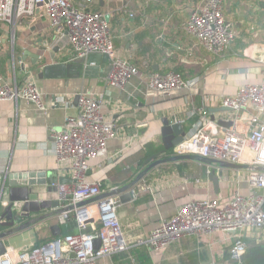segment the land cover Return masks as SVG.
Segmentation results:
<instances>
[{
    "label": "crops",
    "instance_id": "obj_1",
    "mask_svg": "<svg viewBox=\"0 0 264 264\" xmlns=\"http://www.w3.org/2000/svg\"><path fill=\"white\" fill-rule=\"evenodd\" d=\"M72 1L78 5L85 0ZM203 2L89 1L91 10L107 15L116 53L139 70L140 76L129 78L119 88L104 82L107 60L94 64L98 72L95 76L84 77L80 72L77 77L39 78L45 65L67 62L71 57L40 9L11 23L0 22V84L15 81L20 86L34 80L45 108L39 110L21 98L0 100V212L7 201L1 191L5 175L40 171L48 175L55 171L58 179H69L53 155L51 130L60 128L67 116L77 113L78 100L74 99L78 93H91L102 99L101 111L114 125L105 157L90 160L86 174L88 180L100 182L105 191L129 182L142 170L144 159L161 148L162 118L180 123L187 135L197 122L209 121L217 130L228 127L223 122L231 119L232 112L219 110V95L232 93L244 83H258L264 77V0H223V14L231 22L235 37L219 55L207 52L182 27ZM24 51L38 59L32 63L26 56L22 70L19 59ZM168 71L181 74L190 88L162 96L146 87L144 78L149 72ZM208 168L222 173L216 192L207 178ZM243 171L242 167L222 168L196 161L152 167L134 187L133 199L118 203L117 215L125 241L135 247L138 240L149 236L160 219L171 216L188 199L212 197L223 203L235 189L249 193ZM40 197L54 199L57 192L40 188ZM54 224L55 216L15 232L5 239V252L15 253L55 238L57 231L51 228ZM97 228L93 222L92 230ZM241 234L246 240L253 231L244 229ZM233 237V232L217 231L183 237L160 251L136 247L146 249L148 264H222ZM126 253L102 257L97 264H135Z\"/></svg>",
    "mask_w": 264,
    "mask_h": 264
},
{
    "label": "built area",
    "instance_id": "obj_2",
    "mask_svg": "<svg viewBox=\"0 0 264 264\" xmlns=\"http://www.w3.org/2000/svg\"><path fill=\"white\" fill-rule=\"evenodd\" d=\"M89 1L77 5L72 0H0V22L11 23L40 9L56 39L69 50L70 58L89 53L105 55L108 70L104 82L119 88L129 78L140 76L139 70L116 53L108 22L101 12L87 6ZM182 27L198 45L215 55L225 52L235 37L231 22L223 14V0H204L189 14ZM144 83L162 96L190 88L175 71L149 72ZM77 96V113L67 116L60 128L52 129L51 136L53 155L70 179L69 183L58 184L63 194L59 201L62 206L86 201L62 214L66 217L71 213L70 219L76 221L80 232L58 236L15 253L4 252L0 255V264H97L102 257L133 248L123 236L117 215V196L93 199L105 190L100 182L86 178L89 161L105 157L106 143L114 136V125L101 111L102 99L85 92ZM19 98L32 102L39 110L45 109L34 80L20 86L15 81L0 84V100ZM218 104L231 110V125L217 130L209 121L197 122L171 154H194L241 165L249 193L242 194L235 189L223 203L212 197L188 199L171 216L160 219L149 236L138 240L135 247L160 251L186 236L233 232L226 254L228 264H234L240 261L247 247L242 230H264V77L258 83H244L232 93L220 94ZM210 170L208 168L207 173ZM93 222L98 228L84 232L85 226L92 228ZM94 239H99L98 248L93 246Z\"/></svg>",
    "mask_w": 264,
    "mask_h": 264
},
{
    "label": "water",
    "instance_id": "obj_3",
    "mask_svg": "<svg viewBox=\"0 0 264 264\" xmlns=\"http://www.w3.org/2000/svg\"><path fill=\"white\" fill-rule=\"evenodd\" d=\"M107 20V15L104 17ZM26 56L31 58V62L35 63L38 59L37 55L31 54L28 51H24L23 56L20 57V68L23 70V60ZM101 61L105 63L107 58L105 55L98 53H89L80 58H70L67 62L51 63L43 67L39 78L42 77H77L80 72L84 77L95 76L98 74L96 71L95 63ZM10 68V64H8ZM78 100V96L75 97ZM221 111H231L229 108L221 107ZM162 126L160 128V147L161 149L154 154L148 156L143 161V168L140 170L129 182L121 186H116L110 190L103 191L99 195L93 197V199H101L109 196H117L120 203H127L134 197V187L143 179L147 172L154 166L159 164H165L178 161H196L205 165H214L222 168H241V165L224 162L221 160L198 156L194 154H178L167 155L164 158H160L161 155H165L168 151L177 146L187 136L185 129L178 122H172L167 118L161 119ZM225 123L228 127L231 125V120H227ZM257 170H263V168H256ZM221 171L215 173L211 170L207 178L212 183L213 189L216 192L218 187V178L221 176ZM56 172H50L47 175L46 172H26L18 173L14 175H5L1 183L2 193L7 195L6 204L2 205L0 212V255L5 252V239L9 238L15 232L23 230L30 225L40 222L46 218H56V224L51 228L56 229L54 233L57 236H71L76 235L80 231L77 228L76 221L70 219L71 213H67L66 217L62 214L65 211L72 210L75 207H79L86 203V201H80L75 204L62 206L59 198L63 196L62 192L58 189V184L69 183L70 179L57 178ZM46 188L47 191L57 192V197L54 199H44L40 197V188ZM33 214V215H32ZM32 215V216H31ZM30 217V218H29ZM22 218H29L24 222L19 223ZM51 229V230H52ZM91 226L86 225L84 232H90ZM99 239H94L93 246L98 248Z\"/></svg>",
    "mask_w": 264,
    "mask_h": 264
},
{
    "label": "trees",
    "instance_id": "obj_4",
    "mask_svg": "<svg viewBox=\"0 0 264 264\" xmlns=\"http://www.w3.org/2000/svg\"><path fill=\"white\" fill-rule=\"evenodd\" d=\"M160 149L161 148H158L155 150L153 149V150L158 151ZM171 153L167 151L165 153V156ZM245 242L247 245L246 251L241 257L240 261L234 264H264V245L252 244L248 246L247 239L245 240ZM126 254L128 255L129 258L133 259L132 261L135 264H148L149 263V258H148V254L146 253V249H143L140 247H134V248H131ZM224 259L225 261L227 260L226 255H224Z\"/></svg>",
    "mask_w": 264,
    "mask_h": 264
},
{
    "label": "rangeland",
    "instance_id": "obj_5",
    "mask_svg": "<svg viewBox=\"0 0 264 264\" xmlns=\"http://www.w3.org/2000/svg\"><path fill=\"white\" fill-rule=\"evenodd\" d=\"M263 234H264V230L262 232H253V234L251 235V237L249 239H247L248 246L249 245H252V244H261V245H264V236H263ZM228 263H229L228 260H226L222 264H228Z\"/></svg>",
    "mask_w": 264,
    "mask_h": 264
},
{
    "label": "flooded vegetation",
    "instance_id": "obj_6",
    "mask_svg": "<svg viewBox=\"0 0 264 264\" xmlns=\"http://www.w3.org/2000/svg\"><path fill=\"white\" fill-rule=\"evenodd\" d=\"M24 221H26V220H24V218H23V219H21V220L19 221V223L24 222Z\"/></svg>",
    "mask_w": 264,
    "mask_h": 264
}]
</instances>
